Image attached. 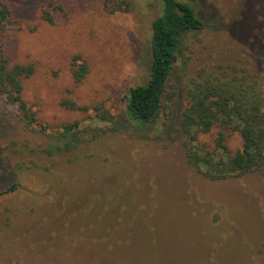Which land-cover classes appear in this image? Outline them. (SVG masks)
<instances>
[{
	"label": "rangeland",
	"instance_id": "1",
	"mask_svg": "<svg viewBox=\"0 0 264 264\" xmlns=\"http://www.w3.org/2000/svg\"><path fill=\"white\" fill-rule=\"evenodd\" d=\"M53 1L48 23L47 0H4L3 49L35 67L22 94L38 121L25 128L0 102V193L16 185L0 194V264H264V167L209 180L187 162L180 129L186 83L201 69L238 63L264 80V0H184L204 27L184 38L175 97L142 125L124 107L128 89L147 81L161 0H132L128 12L113 10L114 0ZM77 54L88 64L78 84ZM64 99L101 104L112 120ZM76 120L98 136L82 132L69 151L41 152L49 134ZM240 144L228 137L232 152Z\"/></svg>",
	"mask_w": 264,
	"mask_h": 264
},
{
	"label": "trees",
	"instance_id": "2",
	"mask_svg": "<svg viewBox=\"0 0 264 264\" xmlns=\"http://www.w3.org/2000/svg\"><path fill=\"white\" fill-rule=\"evenodd\" d=\"M47 1L41 17L48 23H54L56 6L53 0ZM114 1L115 11L128 12L132 9V0ZM9 13L4 0H0V102L2 109H15L12 115L17 123L32 128L38 121L36 111L33 103L25 100L22 93L24 80L34 73L35 67L32 63H12L4 52L2 31ZM203 27L204 22L191 3L161 0L160 13L151 22L148 78L146 82L128 89L124 107L127 119L140 125L146 124L157 117L167 101L175 97L176 89L170 78L182 43L187 34ZM71 65L73 81L78 84L87 75L88 64L77 54L73 56ZM185 89L180 129L185 137L187 162L209 180L226 179L262 169L264 80L261 76L238 63L218 64L210 70L201 69L197 77L186 83ZM62 104L73 110L88 112L91 109L100 121L109 122L113 117L101 104L78 106L66 99ZM98 129L93 124L82 127L77 120L62 124L49 134V143L41 152L53 155L69 151L82 141V132L96 138ZM233 133L241 140L240 147L234 152L228 145V137ZM15 189L16 185L11 184L1 193ZM152 230L159 232L154 226ZM124 231L132 233L127 229ZM197 235L201 236L200 231Z\"/></svg>",
	"mask_w": 264,
	"mask_h": 264
}]
</instances>
